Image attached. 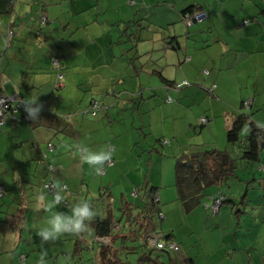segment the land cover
Returning a JSON list of instances; mask_svg holds the SVG:
<instances>
[{
  "label": "crops",
  "instance_id": "obj_1",
  "mask_svg": "<svg viewBox=\"0 0 264 264\" xmlns=\"http://www.w3.org/2000/svg\"><path fill=\"white\" fill-rule=\"evenodd\" d=\"M192 2V0H15L14 8L9 13L6 10V1L0 0V52H4L0 62V90L8 95L16 94L18 98H25L27 101L38 97L40 105L37 119L14 126L6 123L5 127L0 129V162L3 163L0 164V179H4L0 180V184L4 183L7 186L20 175L10 170L12 165L10 167L3 162L7 156L12 157L13 163L17 166L19 154L21 159L27 154L30 166L45 150L46 143L52 142L55 148L50 162L53 164L61 162L64 167L56 174V183L64 182L69 186L73 193L67 199L70 204L76 194H79L81 199L95 200L99 188L107 190L109 187L108 193L118 202L116 207L120 208L122 204L124 205L121 201L126 200V196L129 197L138 181L137 173H131L130 167L135 168L139 164L135 158V151H130L132 147L120 140L122 134L104 133L103 137H98L96 133L99 127L105 128L104 116L111 117L109 111L112 107L132 109L138 111L141 122L146 123L145 118L148 114L151 132L145 129L144 124L136 127V143L147 142V136L151 134L156 137L159 133L167 135L166 124L169 120L174 128L171 133H175L178 113L183 116L180 126L188 130V126L192 127L191 125L195 124V115L189 107L198 106L203 102L205 92L201 87H208L212 82L216 83L214 94L224 103H221L225 116L223 125L221 123L222 129L227 128L231 113L238 111L240 101L250 98L248 96L251 91L254 97L251 107L253 120L264 128V33L261 26L264 24V0H201L200 3L211 13L212 22L211 20L201 22L195 27L199 29L198 33L184 36L181 12L186 6L194 3ZM257 13L261 16L255 19ZM41 15L49 19L47 27H38L36 20ZM249 18L253 19L249 25L243 28L234 27L242 19ZM137 20H140L142 26L140 29L131 25ZM6 29L13 31L7 49L2 41V34ZM127 35L138 36L136 48L140 55H157L163 52L165 61L160 63V72L164 79L172 83L187 79L189 82H196L195 89L189 87L180 92L169 91L172 100L177 103H168L165 84L159 77V83L152 84L151 75L144 73L133 75V72L129 71L124 56L129 46L126 41L129 39ZM176 35L180 41H185L188 54L191 55L190 63H183L180 67L175 64L177 57L172 50L169 47L165 48L169 37ZM54 56L60 57L65 76L64 88L57 93L53 88L55 73L51 68V59ZM74 58L82 61V68L90 69V65L92 66L87 77L85 72H89V69L74 73L72 69L75 66ZM218 65L221 67L220 70H216ZM201 67L211 73L214 71L209 84L200 83L196 79ZM69 71L71 75L67 83ZM181 72L188 73V76L179 77ZM127 83L129 88L123 89L124 94L120 95L116 88ZM105 90L119 93L117 95L119 99H115L117 96L103 98ZM157 91L161 97L156 103L154 99ZM135 93H138L137 97H141L136 105L132 99ZM93 99L99 101L105 108L94 118L81 117L80 111L88 108ZM205 101L214 114L220 104L219 101H208L206 98ZM187 112L189 117L185 115ZM23 115L28 117L27 112ZM62 115H71L70 123L62 125L59 120ZM113 121L115 120L109 121L108 125L112 126ZM216 125H220L218 119H214L208 127L211 130ZM71 145L74 157L68 152ZM84 146L93 151L108 150V147L112 146L111 157L116 160L115 167H110L107 174L101 177L95 172L94 167L83 161L81 148ZM181 149L183 147L166 152L175 154ZM223 150L232 154L227 147ZM260 157H263L262 152ZM173 161L168 157L158 159L151 156V162L158 163V167L156 172L150 170L146 175L151 187L157 188L160 201L176 204L175 209L171 210L177 214L183 209L179 206L176 208L178 203L175 201L173 174H170ZM42 168L44 169L43 166ZM42 168L40 165L41 173L33 171L39 175V181L35 177L30 178L32 181L27 179L18 191L21 192L22 189L27 199L33 201L29 206L43 209L41 213H44L43 217L46 219L42 220L39 226L44 225L47 218L57 209L50 202V196L47 195L46 199L40 196L44 178ZM241 176L245 180L246 175L243 172ZM259 176L263 178L264 172H259ZM235 180L233 179V182H236ZM261 182L264 184V179L260 180V184ZM229 189L232 191V188ZM218 192L210 193L209 198ZM204 194L202 202L208 199L207 193ZM226 194L232 198L230 191ZM263 199L259 198V201ZM15 200H18V197ZM256 205L258 206L257 201ZM188 228L189 226L184 227L182 233L187 235L189 232L193 233ZM176 235L178 236V233ZM163 257L164 255L161 260L166 264H180L185 255L169 253L165 256L166 259Z\"/></svg>",
  "mask_w": 264,
  "mask_h": 264
},
{
  "label": "trees",
  "instance_id": "obj_2",
  "mask_svg": "<svg viewBox=\"0 0 264 264\" xmlns=\"http://www.w3.org/2000/svg\"><path fill=\"white\" fill-rule=\"evenodd\" d=\"M5 1L7 5V0ZM192 1L194 3L192 2L193 4L186 6L181 12V22L185 29V32L182 35L184 36L195 32L198 33L199 29H195V27H198L201 22L208 20H211L212 22L211 13L207 10L204 4L200 3L201 0ZM213 3L215 4V2ZM14 4L15 0H11L10 6L6 7V10L9 13L13 10ZM260 12L262 13L263 10ZM257 14L258 15L254 17L255 19L261 16L260 13ZM196 15H202L204 17L197 19ZM42 17H44L45 20L42 21ZM252 20V18H249V20L242 19L240 22L236 23L234 27L243 28L253 22ZM36 22L38 23L39 28L47 27L49 19L46 16L41 15L38 17ZM131 25L136 29L142 28L140 20H137L136 22L134 21ZM261 26L262 32L264 33V24ZM8 30L9 29H6L2 35L6 34ZM130 35H127L129 39H126V41L129 46L127 52L124 54L125 60L130 69L129 71L133 72V75L144 73L148 76L150 74L158 76L165 84L164 88L167 93L166 99L168 103L173 101L169 91L180 92L186 87L189 88L192 85L197 86L196 82H189L187 79H182L180 82L173 83L164 79L160 72V63L165 61V55L163 52L157 55H140L136 48V42L139 40L138 36L130 37ZM178 37V35L169 37L165 48L169 47L172 50L174 55L177 57V63L175 64L180 67L183 63H190L191 55L188 54L185 41H180ZM3 56L4 52L2 58ZM54 58H58L60 63L59 56H54L51 60ZM51 68L55 73L53 88L57 93L64 88L65 76L61 66L63 78L60 83L62 85L57 86L56 71L52 65ZM220 69L221 67L218 65L216 70ZM201 71L205 77L208 75L211 76V74L214 73L213 70L211 73L206 68L204 69V67H201L198 70L200 73ZM179 84L181 85L180 87L177 86ZM214 88L216 89L215 82H212L208 87H201V89L205 92V97L203 98V102H201L198 106L206 102L205 98H207L208 101L218 100L220 103L218 104V109H220V111L222 110L223 113L224 106L221 105V103H224L221 99L220 101L219 98L216 97L214 94ZM118 94L119 93L115 94L112 90H105L103 98H115ZM137 95L138 93L133 94L132 99H134V101L141 99V97H137ZM92 98H94V96H92ZM117 98L118 96L115 99L118 100L119 98ZM253 98L254 97L252 95V98L250 97L249 99L240 101L241 103L237 108L238 111L231 113L228 120L225 134L226 141L231 145L239 144V154L237 157L223 149H215L212 147L211 150H206L203 146L196 144L187 145L185 149L176 151L175 154L171 152L162 153L161 157H168L174 160L172 174L173 186L176 192L175 201L182 203V209L186 213L201 204V197L205 196L203 190L208 188L219 189L229 178H232L231 180L236 179V182H241L236 172V161L241 159L245 162L247 164L245 168L250 172L257 167V170L252 172L253 175H256L257 171L260 173L264 172V128L260 127L253 120V112H251ZM23 100V105L13 103L11 104L10 109L3 113L4 118L0 122L1 130L5 127L6 123H9L11 126L21 122L30 123L32 118H30L29 115L28 117H24L23 115L26 113L25 102H27L25 98ZM247 100L250 101L249 104L245 103ZM206 105L207 106H205V108L197 106L199 111L197 114L196 112H193L197 122L201 124V126H207L214 119L216 120L219 117V112H215L213 114L209 111L208 104ZM190 107L192 108V106ZM103 108H105L103 104L101 105L99 101L93 99L88 108L80 111V116H89L94 118ZM13 109H16L15 113L12 112ZM61 118L66 119L65 121L70 123L71 115H66V117L63 116ZM243 131H245L246 134L243 136V139H241L240 134ZM143 144L144 148L139 153H137L135 149H131V152L135 151V158L139 164V166L135 168L130 167V172L133 174L137 173L138 179L134 186L135 198L130 195L131 192L129 193V197L134 200H130L129 202L122 200L121 203H124V205L122 204V206L118 208L116 207L118 202L112 198L111 194L108 193L105 188H99V193L95 200H86L95 209L97 215L93 220L87 222L89 223V228L87 230L79 233H71L74 245L66 250L65 253H72L73 251L74 254L71 255L72 258L68 260L67 264H79L84 251L88 252L89 257L92 260V264H166L163 260H161V258L163 255L167 256L169 252H171L168 247L171 244L177 245L179 250L180 247H182L178 241V236L176 235L177 232L173 233L170 231V233L166 232L165 235L161 230V226L163 224L162 221L165 220L163 210H166L170 203L168 204L160 201L157 188L151 187L150 180H148V176L146 175L147 169L151 163V158L144 159L142 156L143 152L151 153L156 150V145L164 146L165 144H169V141L156 137L152 143L143 142ZM54 148V143H46L45 150L42 151L35 162L32 163L34 166L28 165L26 168L24 161L23 164L25 169L22 168L20 171L18 169L19 165L15 166L12 157L10 158L9 156V159L6 157V160H3V162L9 164L10 167L12 165L10 170L19 173V177L25 181L27 179L32 181L30 178H34L37 173L33 171L41 173L39 171V166L41 165V168L43 166L44 169H42L44 178L41 185L42 192L40 196L45 198L48 195L51 197L50 202H53V193L47 192L44 188L47 179H51L54 185V192H59L63 196V202L59 205H55L57 210L60 212L70 213L75 203L85 199L79 198V194H76L73 202L70 204L67 199L73 193L70 191L69 186L64 182L56 183V174L59 171H62L64 167L61 162L56 164L50 162V157L53 155ZM72 150L73 146L71 145L68 152L71 157H74ZM112 150V146L108 147V151L112 152ZM261 152L263 155L262 158L260 157ZM109 161L111 165H108L105 162L102 171L99 173L101 177L107 174V170L110 167H115L116 160L111 157ZM1 164L3 163L1 162ZM49 166H51V171H49ZM141 171L142 173H140ZM259 179L261 180L264 178L259 176ZM251 181H255L254 176ZM244 183L246 191L250 187V180L245 179ZM246 183H248L247 186ZM251 185L255 187L254 183H251ZM260 185H263V183L261 182ZM62 186L65 188L63 189ZM0 189V258L2 256L8 257L9 255H12L18 259L20 264H39L42 256L45 263L56 260V250H51L48 245V241H43L39 236V230L42 227L41 225L39 226V224L42 220L46 219V217H43L44 213H41L43 209L29 206L33 201H29L27 199L23 190L18 192L20 191V186L15 180L7 184V186H5L4 183L0 184ZM136 189H138V191ZM9 192H11V195H8ZM16 192H18V200H15L16 197L11 198ZM230 192L232 194V198H230V196L226 193L219 191L217 195H221L223 197L222 204L226 201H230L233 204L235 203L234 200H236L237 197L240 201L239 203H243V201H245L246 193L243 195H236V197L234 193L238 194L236 193L238 190L233 188ZM11 210L14 211L9 213ZM35 235H38L39 237L35 238ZM95 237H110V242L109 244H104L100 241H95ZM147 237L155 238L160 243H163V249L151 247ZM66 239L68 240V237ZM161 239H164V241ZM134 241H137L136 244L133 243ZM129 256H132V258L130 259ZM185 262L193 264V260L190 258L185 259L184 262L180 264H185ZM82 264L86 263L83 262Z\"/></svg>",
  "mask_w": 264,
  "mask_h": 264
},
{
  "label": "rangeland",
  "instance_id": "obj_3",
  "mask_svg": "<svg viewBox=\"0 0 264 264\" xmlns=\"http://www.w3.org/2000/svg\"><path fill=\"white\" fill-rule=\"evenodd\" d=\"M183 27L182 29H184ZM74 63L75 66L72 68L74 69V73H77V71H82V70L87 71V69H89V68H82V61L80 59L76 60V58H74ZM91 70H92V66L90 65L89 72H85L86 77L88 76ZM172 71H174V68ZM70 75H71V71L67 73V83H69ZM150 75H151L150 81L152 82V84L159 83L158 76L153 74ZM183 75L188 76V73L181 72L179 77ZM210 78L211 77L209 75L205 77L202 74V71L201 73L197 72L196 79H198L200 83L209 84ZM126 82H128V80H126ZM64 84H65V78H64ZM128 88H129V84L127 83L126 85H120L119 87H117L116 91H118L120 95H122L124 94V91L122 90ZM190 88L195 89L193 85ZM136 91L138 90L136 89ZM252 94L253 93L251 91L250 93L251 98H252ZM160 97L161 95L157 91V95L154 99L156 103L158 102V99ZM206 100L208 99L206 98ZM170 103H177V101L173 100ZM136 104H137V100H135V105ZM206 104L208 103L204 102L198 107L205 108V106H207ZM208 107H209V111L211 112L210 109L211 107L209 104ZM189 108L190 109L194 108L192 109V113L193 111L196 112V114L199 112L197 106L195 105H192V108L191 107ZM109 112L111 113V117L107 118L104 116L105 128L99 127V130L96 133L98 137L99 138L103 137L104 133L122 134L120 136L121 141H124L126 144H129V146L135 149L137 153L141 152V150H143L144 148V144L142 141L136 143L137 141L136 127L144 124L145 129L151 132L149 128L148 114H146V118H145L146 123H142L139 118L138 111L136 110H132V109L124 110L123 108L112 107L110 108ZM216 112H219L218 121H220V125L214 126L213 129L211 130L209 129L208 125L201 126V124L197 122L196 118H195V124L191 125L192 127L188 126L187 127L188 130H185V128L183 129V127L180 126V121L183 116L178 113L176 129H175L176 132L171 133V131H174V128L172 122L169 120L168 124H166L167 135H162L161 133H159L158 134L159 136H157L158 138L159 137L162 138V140L169 141V144H165L164 146L156 145L155 151L151 153L143 152L142 153L143 158L147 159L153 156L154 158L159 159L163 152L166 153V151H175L180 147H183V149H185L186 146L190 144L201 145L206 150H211L212 147L215 149L216 148L224 149L227 147L229 150H231L232 155L237 157L239 154V147H238L239 144L231 145L226 141L225 134L227 128L222 129L225 116L223 115L222 110L220 111V109L218 108H216ZM105 113L107 112L105 111ZM185 115L189 117L188 112ZM64 117H66V115H64ZM59 120L62 122V125L68 124V122H66L65 121L66 119L64 118H59ZM111 120H115V121L112 122L113 123L112 126H109L108 123ZM185 123H186V119H185ZM155 129H157L156 126ZM245 134H246L245 131L241 132L240 134L241 139H243V136ZM155 138L156 136H154L153 134L148 135L147 142L152 143ZM170 144L171 147H169ZM130 151L128 152V154L130 153ZM27 160H29L27 154L24 159H21L19 154L18 157L19 171L22 168H24V164H23L24 161L26 167H28V165L31 163V162L29 163ZM33 162H35V160ZM236 163H237L236 164L237 176H239L240 178L239 180H241V182H233V180H229L228 182L225 181L219 189L208 188L206 190H203V192L207 193L208 199L204 200V202H202L203 204L202 203L199 204L198 206L195 207L194 210H192L188 214H186L184 210H180L179 213L177 214L174 213V211L171 209H175L174 207V205H176L175 203H170L169 206L167 205L169 211L167 209L163 210V214H165V220L162 221L163 223L161 226L162 232L165 235L166 232H170V231H172L173 233L177 232L178 241L182 246L180 247L179 251L170 250L171 252L169 253H171V255L181 254V253L185 255L184 259L181 260L179 263H183L185 259H189L190 257H192L191 259L193 260V264H264V247H261L264 246V199H263L264 184L263 185L259 184V180H260L259 171H257L256 175L252 174V172H255L257 170V167H255V169H253L250 172L245 168L247 164L243 162L241 159L236 161ZM157 165L158 163L153 164V162H151L147 169V172L150 170L153 171V173L156 172L158 167ZM31 166H34V164H31ZM172 167H170V174H172ZM165 172H167V166L165 167ZM242 172L246 175L245 179L250 180V184H249L250 187L246 191H245L244 179L241 176ZM252 175L255 177L254 182L251 181L253 178ZM35 179L39 181V175H36ZM0 180L2 181L4 179L1 178ZM15 181L21 188L25 180L18 176V178L15 179ZM251 183H254L255 187L251 185ZM134 188L135 187L132 188L130 195L135 198ZM229 188H232V190L233 188H235L236 190H238V194L241 195L247 193L245 201H243V203H239L240 201L234 193V195L237 197V199L234 200L235 203L232 204V202L230 201L223 202L219 211L216 214H212L206 208V205L210 204L212 200L211 199L212 197L209 198L210 197L209 194L210 193L215 194L220 190H221L220 192L228 193L229 191H231ZM136 190L138 191V189ZM8 195H11V192H9ZM13 197H17V195H14ZM203 197H201V199ZM259 198L263 200L259 201ZM130 200H134V199L126 196V201L129 202ZM256 201L258 203V206L256 205ZM177 203L178 205L176 208H178L179 206L181 209L183 207L182 203L179 202ZM55 210L58 211L57 209ZM13 211L14 210H11L9 213H12ZM187 226H189L188 230H192L193 233L189 232L188 235L182 233V229ZM37 237L39 236L35 235V238ZM66 237H68V240L66 239ZM161 240L164 241V239ZM105 241L109 244L110 238L105 239ZM136 242L137 241H134L133 243L136 244ZM48 245L50 246L51 250L53 249L56 250V260H52V262H48L45 264H52V263L67 264L68 260L72 258L71 255L74 254L73 251L72 253H65L66 250H68L70 247L74 245L73 236L71 235V233H65L61 236V238L56 239L55 241L49 240ZM52 255L55 256L54 254ZM82 255L83 256L81 257L79 264H82L83 262L86 264H92V260L90 259L88 252L84 251ZM129 258L131 259L132 256H129ZM163 259H166V257L164 256ZM0 263L20 264L18 259H16L12 255H9L8 257L2 256L0 258ZM185 264H189V263L185 262Z\"/></svg>",
  "mask_w": 264,
  "mask_h": 264
},
{
  "label": "clouds",
  "instance_id": "obj_4",
  "mask_svg": "<svg viewBox=\"0 0 264 264\" xmlns=\"http://www.w3.org/2000/svg\"><path fill=\"white\" fill-rule=\"evenodd\" d=\"M33 105H36L33 107ZM25 110L29 117L33 120L37 119L40 111L38 97L32 98L25 102ZM83 153L82 159L89 166L94 167L95 172L99 174L105 162L111 159L112 153L107 149L100 151L90 150L84 146L81 148ZM18 177V176H17ZM42 198V197H41ZM63 201V196L57 192L54 196L53 205H59ZM97 215L95 209L86 200L75 203L70 213L56 211L52 213L45 224L39 230V236L43 241L56 240L65 233H79L89 228V221L93 220ZM107 238V237H106ZM39 264H45L43 256Z\"/></svg>",
  "mask_w": 264,
  "mask_h": 264
},
{
  "label": "built area",
  "instance_id": "obj_5",
  "mask_svg": "<svg viewBox=\"0 0 264 264\" xmlns=\"http://www.w3.org/2000/svg\"><path fill=\"white\" fill-rule=\"evenodd\" d=\"M10 4H11V0H7V6H10ZM196 17H197V19H201L204 16L196 15ZM43 20H45L44 17H42V21ZM243 25H245V24H243ZM12 36H13V32L11 30H8L6 34L2 35V41H3V45H4L5 48L10 44ZM2 55H3V52H0V61L2 59ZM51 65L53 66V68L56 71V80H57L56 84H57V86H60V85H62L60 83V81L63 78V74H62L60 63H59V59L58 58H54L51 61ZM177 86L180 87L181 85L179 84ZM13 103L19 104V105H23L24 104V100L21 99V98H18L16 94L15 95H8V94H6V92L0 91V122L4 118L3 113L5 111H8L10 109V107H11V104H13ZM245 103L249 104L250 101L247 100ZM12 112L15 113L16 109H13ZM106 163L108 165H111L110 161H108ZM50 167L51 166H49V171H51ZM44 188H45V190L47 192L53 193V195L55 196L56 193L54 192V185H53V182H52L51 179H49V178L47 179V181L45 182ZM62 188L64 189L65 187L62 186ZM0 192H1V189H0ZM211 199H212L211 203L206 205V208L208 210H210L212 212V214H216L218 212L221 204H222L223 197L221 195H216V196L212 197ZM105 239H107V238L106 237H95L94 238L95 241H100V242H102L104 244H108L105 241ZM147 240L149 241V245L151 247L158 248V249H163V243H160L155 238L147 237ZM168 249L173 250V251H178L179 250V248L175 244H171L168 247Z\"/></svg>",
  "mask_w": 264,
  "mask_h": 264
}]
</instances>
